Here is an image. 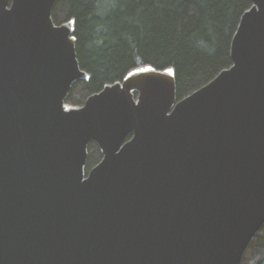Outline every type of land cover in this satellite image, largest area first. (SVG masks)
<instances>
[{"label":"water","instance_id":"1","mask_svg":"<svg viewBox=\"0 0 264 264\" xmlns=\"http://www.w3.org/2000/svg\"><path fill=\"white\" fill-rule=\"evenodd\" d=\"M56 1L0 0V264H241L264 225V0L187 96L146 64L81 106Z\"/></svg>","mask_w":264,"mask_h":264},{"label":"trees","instance_id":"2","mask_svg":"<svg viewBox=\"0 0 264 264\" xmlns=\"http://www.w3.org/2000/svg\"><path fill=\"white\" fill-rule=\"evenodd\" d=\"M253 0H57V24L74 19L76 51L90 78L77 80L66 98L81 106L105 84L146 64L175 69L178 100L233 64L232 39ZM86 173L101 161L89 144ZM241 264H264V225Z\"/></svg>","mask_w":264,"mask_h":264},{"label":"snow or ice","instance_id":"3","mask_svg":"<svg viewBox=\"0 0 264 264\" xmlns=\"http://www.w3.org/2000/svg\"><path fill=\"white\" fill-rule=\"evenodd\" d=\"M169 71H171V70H169Z\"/></svg>","mask_w":264,"mask_h":264}]
</instances>
